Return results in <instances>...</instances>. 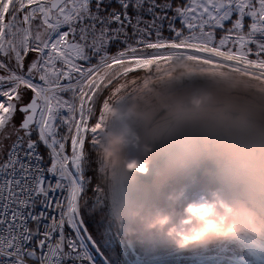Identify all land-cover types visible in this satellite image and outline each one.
I'll return each instance as SVG.
<instances>
[{
  "label": "snow or ice",
  "instance_id": "6c2138e0",
  "mask_svg": "<svg viewBox=\"0 0 264 264\" xmlns=\"http://www.w3.org/2000/svg\"><path fill=\"white\" fill-rule=\"evenodd\" d=\"M178 57L264 92V0H0V264H111L131 236L98 181L109 95ZM234 237L264 255V226Z\"/></svg>",
  "mask_w": 264,
  "mask_h": 264
},
{
  "label": "clouds",
  "instance_id": "9594fccd",
  "mask_svg": "<svg viewBox=\"0 0 264 264\" xmlns=\"http://www.w3.org/2000/svg\"><path fill=\"white\" fill-rule=\"evenodd\" d=\"M136 80L109 95L96 149L115 222L130 236L156 233L178 249L234 237L246 223L264 226V92L183 57ZM131 160L145 171L129 170ZM198 176L209 183L197 191L170 179Z\"/></svg>",
  "mask_w": 264,
  "mask_h": 264
},
{
  "label": "built area",
  "instance_id": "2783aa9c",
  "mask_svg": "<svg viewBox=\"0 0 264 264\" xmlns=\"http://www.w3.org/2000/svg\"><path fill=\"white\" fill-rule=\"evenodd\" d=\"M207 182H209V180H207ZM189 184L190 187L194 186L191 183ZM201 186H203V184L198 182L195 191L199 190ZM192 189H194V187ZM108 211L109 208L107 204H105V212ZM100 215H102V213ZM155 234L156 233H152V234L138 233L135 236H131L127 240L118 241L119 252L127 260L128 262L127 264H156L157 262L158 264H161L164 260L165 261L170 260V258L162 259L164 257L172 255L173 252L170 251L161 252L159 254L152 255V253L157 251V249L160 248L162 249V247L163 249H167L168 245L172 246L171 244L172 242H167L169 240L164 241V239L166 238H164L162 235L159 234L155 235ZM232 238L238 239L239 237L223 238V240L219 241L217 245L216 244L208 245L207 243L210 242H206L204 244L192 245L185 249H179V251L182 253L176 259H185V261H187L186 264H248L246 254H243V256L242 255L237 256L233 254ZM216 241L217 240H213L211 242H216ZM243 243L246 248H249V246L245 243V241ZM152 245L155 246L153 251L152 250L148 251L149 247H151ZM195 249L199 250L198 251L199 253L191 254ZM260 257L264 258V255ZM148 259H152V261H146ZM156 259H161V260H156Z\"/></svg>",
  "mask_w": 264,
  "mask_h": 264
},
{
  "label": "rangeland",
  "instance_id": "374dc122",
  "mask_svg": "<svg viewBox=\"0 0 264 264\" xmlns=\"http://www.w3.org/2000/svg\"><path fill=\"white\" fill-rule=\"evenodd\" d=\"M44 152H45V150H44ZM207 180H209V179L207 177L205 178V176H198V177H196L194 179L187 178L185 180V182H189L190 181L189 183L194 185L193 187L196 188L197 185H198V182L203 184V186H201V187L206 186L209 183V182H207ZM194 181H196V182H194ZM193 187H190V191L194 190V189H192ZM105 204H107V203H105ZM92 229H93V231H95V225H93ZM101 231H103V229ZM166 240L167 239H164V241H166ZM216 240H217L216 242H210V243H207V244L208 245H214V244L217 245V243L219 241L223 240V238L216 239ZM162 242H163V240H162ZM167 242H170V241H167ZM243 242H244V240L241 239L240 237L238 239L232 238V251H233V254H235L237 256H239V255L243 256V254H246V257H247V260H248V264H264V258H262V257H259V258L253 257L250 249L246 248L244 246ZM171 244H172V246L168 245L167 249H163V247H162V249L161 248L157 249V251L152 253V255L153 254H159L161 252L170 251V252H173L172 255H169L167 257L162 258V259L170 258V260H166V261L164 260L161 264H186L187 261H185V259H176L178 256L181 255L182 252H180L179 249L176 248L173 243H171ZM154 247L155 246L152 245L151 247H149L148 251H150V250L153 251ZM198 251L199 250L195 249L191 254H198L199 253ZM156 260H161V259H156ZM146 261H152V259H148ZM127 263H128L127 260L123 257V255L119 251L118 252L117 251H113L112 252V254H111V264H127ZM156 264H158V262Z\"/></svg>",
  "mask_w": 264,
  "mask_h": 264
},
{
  "label": "trees",
  "instance_id": "16d2710c",
  "mask_svg": "<svg viewBox=\"0 0 264 264\" xmlns=\"http://www.w3.org/2000/svg\"><path fill=\"white\" fill-rule=\"evenodd\" d=\"M177 3H179V0H176ZM113 7H118L117 4H113ZM171 15V13H170ZM147 18V17H146ZM165 25H166V22H165ZM177 26H179V22L177 21ZM164 35L167 36L169 35V33L167 32L166 28H165V31H164ZM42 152H44V149L41 148ZM97 167V165H93V168ZM88 175H93V172L90 170L88 173ZM88 196H92V191H91V188L89 189L88 193H87ZM93 230V229H92Z\"/></svg>",
  "mask_w": 264,
  "mask_h": 264
},
{
  "label": "water",
  "instance_id": "95a60500",
  "mask_svg": "<svg viewBox=\"0 0 264 264\" xmlns=\"http://www.w3.org/2000/svg\"><path fill=\"white\" fill-rule=\"evenodd\" d=\"M171 180H172V182H175V181H177V180H181V179H183L184 181L187 179L186 177H173V178H170Z\"/></svg>",
  "mask_w": 264,
  "mask_h": 264
},
{
  "label": "bare ground",
  "instance_id": "6f19581e",
  "mask_svg": "<svg viewBox=\"0 0 264 264\" xmlns=\"http://www.w3.org/2000/svg\"><path fill=\"white\" fill-rule=\"evenodd\" d=\"M193 191H195V188H194V190Z\"/></svg>",
  "mask_w": 264,
  "mask_h": 264
}]
</instances>
